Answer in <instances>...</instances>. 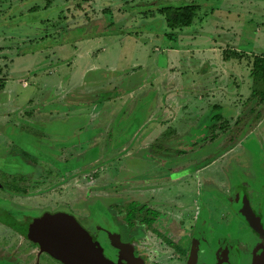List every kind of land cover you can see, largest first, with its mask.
I'll return each instance as SVG.
<instances>
[{"label":"rangeland","instance_id":"374dc122","mask_svg":"<svg viewBox=\"0 0 264 264\" xmlns=\"http://www.w3.org/2000/svg\"><path fill=\"white\" fill-rule=\"evenodd\" d=\"M189 3L197 16L172 39L162 16L145 15ZM224 49L264 54V0H0V210L14 212L0 264H62L13 224L55 213L91 223L105 207L128 231L116 212L130 201L157 214L133 237L142 264H217L220 253L218 264H263L264 105L243 117L250 63L222 62ZM185 57L223 63L222 89L194 90L203 114L222 104L221 128L188 114ZM42 92L57 97L52 114Z\"/></svg>","mask_w":264,"mask_h":264},{"label":"trees","instance_id":"16d2710c","mask_svg":"<svg viewBox=\"0 0 264 264\" xmlns=\"http://www.w3.org/2000/svg\"><path fill=\"white\" fill-rule=\"evenodd\" d=\"M90 1V0H89ZM199 11V5L195 3L183 4V5H163L157 8L156 12L146 11L143 14L148 15L149 17L155 16L158 13L163 17L164 24L166 27V31L163 36L166 39H172L173 36L177 33V31H181L193 23L194 19L197 16ZM248 59L250 63V92L247 97L248 105L245 110L242 112L243 117H246V114L249 112L250 114L254 112L256 114V110H253L254 106L264 105V54L258 53L252 56H247L245 53L241 51H237L234 49H224L222 51V60H243ZM4 87V77L0 78V90ZM253 110V111H252ZM247 112V113H246ZM249 114V115H250ZM248 116V115H247ZM220 117L216 114L212 117V119ZM241 118V117H239ZM239 118L236 119L235 123L238 124L240 121ZM247 123V120H245ZM245 123V124H246ZM247 126L249 124L247 123ZM243 135H241L242 137ZM240 137V138H241ZM234 144V143H233ZM231 148V147H230ZM145 204H141L137 201H130L124 207V211H120L121 217L119 219L127 224L128 232H133L136 226H142L148 230L152 229L153 222L155 221L157 214L149 212L144 208ZM126 220V221H125ZM12 226H16L17 229H22L23 227L16 224ZM25 229L22 233H25Z\"/></svg>","mask_w":264,"mask_h":264},{"label":"water","instance_id":"95a60500","mask_svg":"<svg viewBox=\"0 0 264 264\" xmlns=\"http://www.w3.org/2000/svg\"><path fill=\"white\" fill-rule=\"evenodd\" d=\"M27 229H17L28 240L36 244L39 253L49 256L63 264H108L84 236L72 217L63 213L46 214L33 219ZM251 225L256 226L255 222ZM25 233H22L23 230ZM129 263H139L138 259L129 258ZM264 262V253H263Z\"/></svg>","mask_w":264,"mask_h":264},{"label":"flooded vegetation","instance_id":"af4514ba","mask_svg":"<svg viewBox=\"0 0 264 264\" xmlns=\"http://www.w3.org/2000/svg\"><path fill=\"white\" fill-rule=\"evenodd\" d=\"M141 204H143V203H141ZM109 209H111V208L109 207ZM105 211H106V208L104 207V210L101 211L102 215L100 217V220L99 219L96 220L95 219L96 217H92L91 219H93V221L90 220L91 223L86 222V221L84 223V221L82 219H80V223H79L78 222L79 219L77 217H75L72 214H67V215H69L70 217L73 218V220L80 227L84 236L91 242V244L94 246V248L99 253V255L108 264H132L131 262L129 263L127 261L129 258L130 259L131 258L138 259V257H137L138 255H135V253H134L135 252L134 251V246H135L134 243L135 242H132L133 237L140 233L139 227H142V226H136L134 231L130 233L127 230H125L124 228L122 229L118 225V224L121 225V223L116 221L115 217H114V219L111 220L108 217V215L105 213ZM4 212H5V210H0V225L3 227H4V225L9 226L8 223H9V221L12 220L11 219L12 214L14 213L13 211L9 212L10 215L7 216L6 214H4ZM116 213L120 214V211H118ZM15 215H16V213H15ZM123 224H125V223H123ZM12 228L15 230V232L17 231V229L15 227L12 226ZM12 228L9 230L14 232L12 230ZM124 230L126 232H124ZM5 231H8V230H5ZM5 231L2 232L4 235L6 234ZM201 232H202V230H201ZM8 235L9 234H6L5 237H8ZM136 237H138V236H136ZM146 240H147V238H146ZM163 243L165 245H167L166 242L163 241ZM100 247L102 248L101 249L102 251H100V249H99ZM119 252H120V254H119ZM155 252H156V254L160 253V250L155 249ZM37 253L40 255L42 254V253H39V249H38ZM45 254H47V253H45ZM222 255H223L222 253L216 254L217 264L220 262V258ZM178 257L184 259V264H188L189 256L182 255V256H178ZM52 259L55 260L54 258H52ZM142 260L140 259L138 262L142 264L144 261V260L143 261ZM10 261L11 260L9 258H5V261L3 262V264L11 263ZM55 261H57V260H55ZM133 264H135V263L133 262ZM193 264H195V262ZM263 264H264V262H263Z\"/></svg>","mask_w":264,"mask_h":264},{"label":"crops","instance_id":"0c3cea01","mask_svg":"<svg viewBox=\"0 0 264 264\" xmlns=\"http://www.w3.org/2000/svg\"><path fill=\"white\" fill-rule=\"evenodd\" d=\"M104 12V11H103ZM201 60V61H200ZM183 63H185L186 64V66H187V68H186V70H188L189 72H191V73H186V74H184V73H181V76H185V80H184V83H187V85L185 86V91H186V94H187V99L188 100H193L194 101V103H195V109L194 108H190L189 109V112H188V114H190V113H192V114H195V116H196V123H197V121H198V123H199V121H201L202 122V119L205 117H207L206 119L209 121V122H211V124H213L212 125V127L214 126H216L215 128H221L220 126H221V124H224L226 121L225 120H223V116L220 114V113H217V111H219V110H221V108H222V104L219 102V103H212L213 104V106L211 107V109H210V112L208 113V111H207V113H205V114H203V112H204V110H205V108L206 107H208L209 106V103H205V104H203V102H201V100H202V98H200V97H202L203 95H201L200 97L198 96V94H199V92H196V91H194V90H197V87L195 86V85H197V84H202V86L203 87H205V86H207V85H205V84H207V81H210V82H212V85L214 86V88H213V90H214V92L216 91L217 92V90H220V89H222V85L220 86V83H218V81H221L222 80V76H223V68H222V64H219V62H217V61H214V66H211L206 60H202V59H200V58H197L196 60L194 59V60H192V58H188V57H185L183 60ZM224 60H222V62H223ZM229 61V60H228ZM236 61V60H235ZM180 63V62H179ZM196 64V65H195ZM200 65V67H201V71L200 72H198L197 71V66H199ZM210 65V67H208ZM203 66V67H202ZM195 68V69H194ZM200 69V68H199ZM182 70V69H181ZM192 70V71H191ZM56 78H58V76H56V77H52V78H50V80L49 81H54ZM224 78V77H223ZM190 80V81H189ZM215 84H217V86L215 85ZM181 86H183V84H181ZM51 87H53V85H51L49 88H51ZM137 87V86H136ZM6 87H3V89H2V93H5L4 91V89H5ZM138 88V87H137ZM176 89H179V88H176ZM132 91H130V89H128V91H130V93H128V91L126 92V93H121V95H119V98L122 100V102H123V99H124V97H125V99L128 97H130V96H132L133 95V91L135 90L134 88H132L131 89ZM190 90V91H189ZM202 90V89H201ZM249 90H250V86H249ZM189 91V92H188ZM188 92V93H187ZM196 92V93H195ZM250 92V91H249ZM41 93V92H40ZM44 92H42V94H39V96L38 97H40V98H38V99H40L39 101L41 102V107H43V108H49V106L52 104V102L54 101V100H56L57 99V97H56V99L53 97V96H48V93L47 92H45V94H43ZM56 93H57V96H58V98L60 97L59 95H60V90H57L56 91ZM72 94H74V93H72ZM75 95L76 96H80L81 94L80 93H78V91L75 93ZM194 95V96H193ZM248 96H249V93H248ZM239 96H237V100L236 101H233V99H228V103H229V106H237V105H239V98H238ZM71 99H72V96H71ZM197 104V105H196ZM5 104H1L0 103V106H4ZM187 105V103H185V106ZM185 106H184V108H185ZM49 110V113L50 114H52L53 112H54V110L53 109H48ZM4 113H6V114H8L7 113V111H3ZM213 112V113H212ZM59 114V113H58ZM218 115L220 118L219 119H217V118H214V119H212V117L214 116V115ZM235 118H239V116H237V117H235ZM230 121H236V119H234V117H230ZM182 125L181 126H179L178 124H180V122L177 124L178 126H179V128H183L184 127V120H182ZM203 125V124H202ZM205 127V125H203V127L202 128H204ZM213 127V128H214ZM175 128V127H174ZM201 128V129H202ZM217 128V129H218ZM155 135H156V132H155ZM143 136V135H142ZM149 137L150 136V134H147L146 135V137ZM196 136H202V135H196ZM147 137V138H148ZM145 138H142V140H144ZM150 139H152V137L150 138ZM150 139H149V143H151V141H150ZM190 145H192L193 144V141L191 140V142L189 143ZM235 145H233L230 149H232L233 147H234Z\"/></svg>","mask_w":264,"mask_h":264}]
</instances>
